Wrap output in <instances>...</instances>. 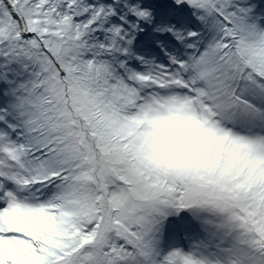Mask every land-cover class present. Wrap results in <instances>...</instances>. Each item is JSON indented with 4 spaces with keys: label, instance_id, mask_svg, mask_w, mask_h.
Returning <instances> with one entry per match:
<instances>
[{
    "label": "snow or ice",
    "instance_id": "snow-or-ice-1",
    "mask_svg": "<svg viewBox=\"0 0 264 264\" xmlns=\"http://www.w3.org/2000/svg\"><path fill=\"white\" fill-rule=\"evenodd\" d=\"M0 264H264V0H0Z\"/></svg>",
    "mask_w": 264,
    "mask_h": 264
}]
</instances>
